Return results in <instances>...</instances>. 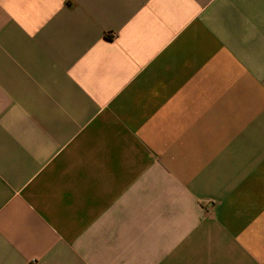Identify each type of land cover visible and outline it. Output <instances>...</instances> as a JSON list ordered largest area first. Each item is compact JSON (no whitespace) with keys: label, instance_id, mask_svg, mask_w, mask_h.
<instances>
[{"label":"crops","instance_id":"crops-1","mask_svg":"<svg viewBox=\"0 0 264 264\" xmlns=\"http://www.w3.org/2000/svg\"><path fill=\"white\" fill-rule=\"evenodd\" d=\"M0 264H264V0H0Z\"/></svg>","mask_w":264,"mask_h":264}]
</instances>
